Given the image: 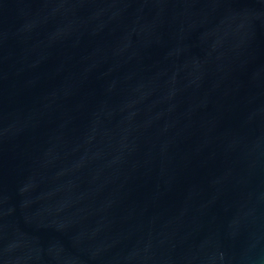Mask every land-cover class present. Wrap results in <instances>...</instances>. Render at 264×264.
<instances>
[{
	"label": "water",
	"instance_id": "95a60500",
	"mask_svg": "<svg viewBox=\"0 0 264 264\" xmlns=\"http://www.w3.org/2000/svg\"><path fill=\"white\" fill-rule=\"evenodd\" d=\"M0 264H264V0H0Z\"/></svg>",
	"mask_w": 264,
	"mask_h": 264
}]
</instances>
